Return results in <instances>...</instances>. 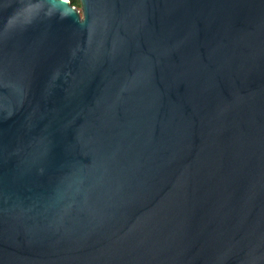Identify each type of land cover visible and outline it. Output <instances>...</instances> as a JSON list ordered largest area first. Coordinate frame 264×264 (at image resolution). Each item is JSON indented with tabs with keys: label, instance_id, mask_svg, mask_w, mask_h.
Returning <instances> with one entry per match:
<instances>
[{
	"label": "water",
	"instance_id": "obj_1",
	"mask_svg": "<svg viewBox=\"0 0 264 264\" xmlns=\"http://www.w3.org/2000/svg\"><path fill=\"white\" fill-rule=\"evenodd\" d=\"M0 0V264H264V0Z\"/></svg>",
	"mask_w": 264,
	"mask_h": 264
},
{
	"label": "trees",
	"instance_id": "obj_2",
	"mask_svg": "<svg viewBox=\"0 0 264 264\" xmlns=\"http://www.w3.org/2000/svg\"><path fill=\"white\" fill-rule=\"evenodd\" d=\"M71 3H72V5H74V6H76L77 8H81V2H80V0H69Z\"/></svg>",
	"mask_w": 264,
	"mask_h": 264
}]
</instances>
